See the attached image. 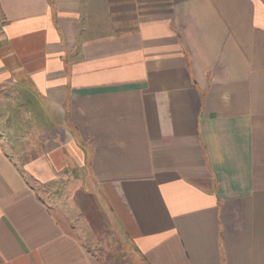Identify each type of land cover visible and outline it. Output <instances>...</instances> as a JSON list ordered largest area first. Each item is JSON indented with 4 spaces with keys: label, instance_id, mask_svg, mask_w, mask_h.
Wrapping results in <instances>:
<instances>
[{
    "label": "crops",
    "instance_id": "crops-1",
    "mask_svg": "<svg viewBox=\"0 0 264 264\" xmlns=\"http://www.w3.org/2000/svg\"><path fill=\"white\" fill-rule=\"evenodd\" d=\"M0 7V264H264V0Z\"/></svg>",
    "mask_w": 264,
    "mask_h": 264
},
{
    "label": "rangeland",
    "instance_id": "rangeland-1",
    "mask_svg": "<svg viewBox=\"0 0 264 264\" xmlns=\"http://www.w3.org/2000/svg\"><path fill=\"white\" fill-rule=\"evenodd\" d=\"M14 123L17 121L15 118H9L8 121H13ZM13 124V123H12ZM19 130H21V127L19 126ZM68 188L71 187L67 186ZM73 191V190H72ZM79 223V220H77ZM91 230L88 228H85L82 232V235L87 237L88 245L97 253L98 257L101 258L102 264H138V262H141L140 260H137L134 257L133 249L132 247H122L120 240L117 236H111L102 237L103 240H99L95 237V235H91ZM99 238H101V235H99ZM129 249L131 251V255L128 257L127 250ZM127 255V257H125ZM141 264V263H140Z\"/></svg>",
    "mask_w": 264,
    "mask_h": 264
},
{
    "label": "built area",
    "instance_id": "built-area-1",
    "mask_svg": "<svg viewBox=\"0 0 264 264\" xmlns=\"http://www.w3.org/2000/svg\"><path fill=\"white\" fill-rule=\"evenodd\" d=\"M2 12H1V7H0V16H1Z\"/></svg>",
    "mask_w": 264,
    "mask_h": 264
}]
</instances>
